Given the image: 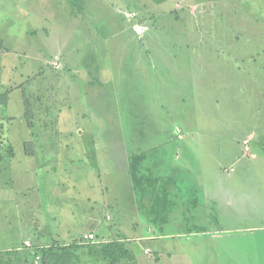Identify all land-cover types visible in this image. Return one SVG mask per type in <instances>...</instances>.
<instances>
[{"label": "rangeland", "instance_id": "obj_1", "mask_svg": "<svg viewBox=\"0 0 264 264\" xmlns=\"http://www.w3.org/2000/svg\"><path fill=\"white\" fill-rule=\"evenodd\" d=\"M0 94V264H264V0H0Z\"/></svg>", "mask_w": 264, "mask_h": 264}, {"label": "trees", "instance_id": "obj_2", "mask_svg": "<svg viewBox=\"0 0 264 264\" xmlns=\"http://www.w3.org/2000/svg\"><path fill=\"white\" fill-rule=\"evenodd\" d=\"M142 22H140L142 26ZM4 94H0V106L3 105ZM4 136L1 137V142L3 143ZM136 164H134L135 166ZM133 166V165H132ZM99 247V255L104 259L105 261L111 263V260L117 261V258H115L116 253L118 252L122 257L129 256L130 251L127 247H125L120 241H108V242H100L98 243ZM83 246L87 245H78V244H72L67 247H60L57 245H54L50 248H38L36 251V255L41 257V263H44L45 260L50 264H74L76 261H78L77 258V251L82 248ZM90 249V248H89ZM94 250H90V254L93 253ZM39 257V258H40Z\"/></svg>", "mask_w": 264, "mask_h": 264}, {"label": "crops", "instance_id": "obj_3", "mask_svg": "<svg viewBox=\"0 0 264 264\" xmlns=\"http://www.w3.org/2000/svg\"><path fill=\"white\" fill-rule=\"evenodd\" d=\"M129 20L132 21V18H130ZM187 47H189V45H187ZM182 50H185V45H182V46H176L175 45V48H174L173 52H176V53H173L171 62H167L171 66V68H172V71L170 70V72L172 74V79H173V81L176 82L175 83V86L172 88L173 94L178 93L179 90L181 92H188V93L190 92V89L188 90L187 87L185 89V88L182 87V85L185 84V83H189V79L188 78L190 77V75L193 77L192 72L190 70V67H193V66L189 65L186 62L181 61V58L179 57V52L182 51ZM161 62L162 63H165L163 61H161ZM167 63H166V65L169 66ZM143 66L144 67H147V68L150 67V66L147 65V63L143 64ZM155 73H156V70H155ZM147 77H148V75H147ZM180 84H182V85H180ZM188 88H189V86H188ZM188 97H190V95H188ZM192 97H193V95H192ZM192 128L194 130H196V125L195 126H192ZM249 138H251L253 140L256 139V138L257 139H260L262 141V143L264 144V138H261L260 135H257V133H256V135H254V134L250 135ZM246 142H248V140ZM145 178L148 181L151 182L150 177L148 175H146ZM174 187L172 189L171 188L168 189V190H170L169 193H168V190H166L165 191V195L163 193L162 197L157 196V194L159 193V191H153L152 194H151V197H154V203H156V204H160L161 203L162 205H166V206L167 205L174 204L175 201H174V199L172 200L173 194H176V195L178 194V192L175 193ZM162 205H160L161 208H162ZM156 210H158V209H156ZM156 215H158V214H156ZM168 217L169 216L164 217V218H168ZM174 217L175 216H174V213H173V214H171V216L169 218H174ZM26 242H28V241L27 240H24L22 244L24 245ZM20 248H21L20 246H17V247L14 248V250H19Z\"/></svg>", "mask_w": 264, "mask_h": 264}, {"label": "built area", "instance_id": "obj_4", "mask_svg": "<svg viewBox=\"0 0 264 264\" xmlns=\"http://www.w3.org/2000/svg\"><path fill=\"white\" fill-rule=\"evenodd\" d=\"M135 16H136V14H135V13H130V14H129V17H130V18H132V17H135ZM56 68H57V69H59V68H60V66H59V65H57V66H56ZM247 150H248V148H246V151H247ZM25 244H26L27 246H28V245H30V243H29V242H26ZM38 259H39V258H38Z\"/></svg>", "mask_w": 264, "mask_h": 264}]
</instances>
